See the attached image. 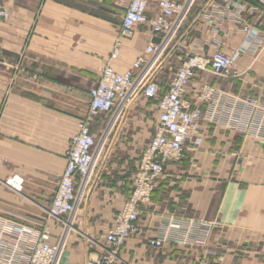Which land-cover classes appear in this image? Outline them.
I'll list each match as a JSON object with an SVG mask.
<instances>
[{
	"label": "crops",
	"instance_id": "0c3cea01",
	"mask_svg": "<svg viewBox=\"0 0 264 264\" xmlns=\"http://www.w3.org/2000/svg\"><path fill=\"white\" fill-rule=\"evenodd\" d=\"M185 6L181 28L158 71L166 93L180 57L216 49L235 57L232 75L198 70L185 97L196 101L203 83L234 99H253V110L241 111L243 129L223 123L224 113L210 122L207 106L199 127L184 146V157L168 161L151 195L140 205L142 233L122 247L131 264H198L213 252L214 264H264V5L258 0H176ZM126 0H0L9 18L0 23V216L40 226L47 219L66 153L88 114L90 89L98 83L115 48ZM150 0L148 14L158 12ZM241 21L242 23H239ZM243 23L251 27L245 32ZM146 24L122 39L119 72L132 68L146 49L159 42ZM173 63V65H171ZM169 73L164 76L165 73ZM159 99L141 96L112 128L93 182L81 204L61 264H86L133 193L134 175L155 136ZM110 116L92 124L97 136ZM22 178V189L9 182ZM187 220L199 221L183 243ZM172 222L179 240L149 245ZM51 241L63 227L49 219ZM183 228V229H182ZM207 232L202 239L201 233Z\"/></svg>",
	"mask_w": 264,
	"mask_h": 264
},
{
	"label": "built area",
	"instance_id": "2783aa9c",
	"mask_svg": "<svg viewBox=\"0 0 264 264\" xmlns=\"http://www.w3.org/2000/svg\"><path fill=\"white\" fill-rule=\"evenodd\" d=\"M126 1L128 3L115 48L102 69L98 83L89 91L91 100L88 114L80 120L79 131L67 150L66 166L54 198L46 210L47 219L40 226H35L0 216V264H61L68 236L76 230L77 212L94 180L109 134L141 96L159 99L157 130L139 160L134 175L133 193L117 214L114 225L102 236L101 242L89 239L96 251L86 264H131L122 257L121 250L130 238L142 233L138 224L140 205L150 201L166 162L184 157V146L198 129L205 105L210 122L217 121L219 112H222L223 123L236 129H243L248 125L240 121L239 112L253 110L256 102L253 99L229 98L222 90L206 82L197 93L195 102L185 97L198 70L209 71L218 76L232 75L235 57L224 50L216 49L210 57L196 51L186 52V58L180 57L182 64L171 79L168 90L162 94V84L157 79L158 71L165 54L177 38L185 6L176 0H157L158 12L149 15L147 10L150 0ZM258 1L264 5V0ZM225 2L233 6L237 3L235 0ZM8 18V10L0 6V23ZM138 24H146L154 34L162 37L159 42L147 47L148 57H139L131 69L119 72L111 61L118 57L121 40L134 37ZM242 29L247 33L251 31L248 23H243ZM100 114L110 116V120L97 139L91 127ZM258 123L259 126L264 124V117ZM10 180L22 186L20 176L15 175ZM49 219L63 227L56 243L51 241ZM201 224L199 221L187 220L183 243L191 241L190 236ZM172 225L170 221L161 235L149 240V245L161 248L166 242L179 240L172 232ZM202 225L208 227L207 224ZM200 235L202 239L207 238V232ZM210 255L214 253L208 252L207 256L199 258L198 264H214Z\"/></svg>",
	"mask_w": 264,
	"mask_h": 264
},
{
	"label": "bare ground",
	"instance_id": "6f19581e",
	"mask_svg": "<svg viewBox=\"0 0 264 264\" xmlns=\"http://www.w3.org/2000/svg\"><path fill=\"white\" fill-rule=\"evenodd\" d=\"M9 182H10V184L15 188V189H17V190H21L22 189V186L21 185H17L16 183H14L13 181H11L10 179H9ZM15 186H17V187H15Z\"/></svg>",
	"mask_w": 264,
	"mask_h": 264
},
{
	"label": "rangeland",
	"instance_id": "374dc122",
	"mask_svg": "<svg viewBox=\"0 0 264 264\" xmlns=\"http://www.w3.org/2000/svg\"><path fill=\"white\" fill-rule=\"evenodd\" d=\"M171 65H173V63H172ZM168 74H169V73L167 72V73L164 74V76H167ZM159 77H160V76H159ZM159 77H158V75H157V79L160 81ZM160 82H161V81H160ZM103 115H105V114H103ZM99 138H100V136H98L97 139H99Z\"/></svg>",
	"mask_w": 264,
	"mask_h": 264
}]
</instances>
